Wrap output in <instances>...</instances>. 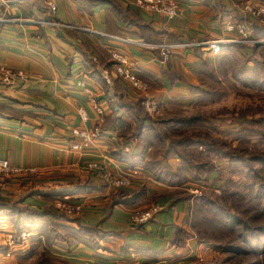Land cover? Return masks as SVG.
Wrapping results in <instances>:
<instances>
[{
	"label": "crops",
	"instance_id": "0c3cea01",
	"mask_svg": "<svg viewBox=\"0 0 264 264\" xmlns=\"http://www.w3.org/2000/svg\"><path fill=\"white\" fill-rule=\"evenodd\" d=\"M7 2L0 6V67L18 70L27 79L0 82V159L18 170L0 177V201L41 205V200L61 195L80 206L79 213L70 217L76 221L69 222L66 216L68 221L62 224L73 228L75 235L59 232L45 247L46 264H194L201 248L188 224L189 188L202 184L185 176L187 182L169 185L148 175L146 180L135 177L124 188L107 183L105 174L115 176L137 168L118 157L140 155L141 145L130 135L137 124L138 96L112 73L116 82L106 87L100 74L109 68L110 50L117 49L132 62L149 86L147 94L160 106H185L194 96L195 72L210 54L198 48L174 51L163 61L155 50L29 21L49 20L163 44L222 39L229 34L221 26L232 17L246 23L252 20L229 0H175L177 14L171 20L137 10L131 0H52L53 15L45 0ZM80 72L92 83L97 104L105 107L100 136L85 146L68 135L71 128L90 131L96 125L87 101L73 86ZM111 95L112 106L107 97ZM115 106L118 117L111 112L117 110ZM79 108L87 121L79 120ZM73 144L79 147L72 149ZM179 165L178 158L166 160L172 171ZM151 205L158 206V212L144 224L131 225L130 214Z\"/></svg>",
	"mask_w": 264,
	"mask_h": 264
},
{
	"label": "rangeland",
	"instance_id": "374dc122",
	"mask_svg": "<svg viewBox=\"0 0 264 264\" xmlns=\"http://www.w3.org/2000/svg\"><path fill=\"white\" fill-rule=\"evenodd\" d=\"M229 1L235 4L244 16L252 20L247 22L252 28L246 22L237 21L233 17L226 23H243L250 32L249 37L220 50L226 53L220 63L215 61L216 54H210L201 47L184 49L198 48L202 53L211 56L203 60V62L208 60L209 65L202 62L195 72L196 88H191L194 96L188 97L189 103L185 106L171 105L168 109L161 105L159 116L150 117L139 100L142 115L137 112L139 118L143 116L145 119L144 124L157 123L155 133L160 137H166L167 146L182 140L183 149L178 147L176 149L175 146L172 148L190 164L197 166L192 180L201 182V188H189L190 185H184L185 188L192 190L189 198L191 208L188 211L190 218L188 224L192 234L200 241L198 243L201 248V256L194 264H264V37L253 35L254 32L264 34V21L257 20L243 11L245 4L255 5L254 1ZM226 34L229 36L222 39L233 37L231 33ZM252 41L257 43L253 44ZM181 42L192 41L163 44ZM144 49L155 50L162 59L158 49ZM169 57L162 60L167 61ZM109 62V68L102 71L109 70L112 73L114 62L110 55ZM100 77L106 87L112 88L111 79L107 84L101 74ZM88 82L92 86L89 80ZM146 96L151 98L149 94ZM107 97L110 105H114V96ZM101 109L104 111L105 107L101 105ZM116 109L112 108L113 117L120 116L119 109L117 107ZM136 127L137 124L130 134L132 139ZM137 142L139 146L141 145L142 152L143 143L139 140ZM148 152L151 153L153 150L148 149ZM159 158L160 155H157L156 159ZM135 166L146 174L144 176H127L126 173H117L115 176L105 174L104 178L110 186L113 185L109 180H127L128 183L124 186L127 187L130 180L135 177L146 180V175L151 176L139 166ZM185 182L186 179L182 181ZM15 200L6 198L0 201V264L48 263L49 257L44 253L48 241H53L55 235L59 236L58 232H61L59 227L64 221H76L70 217L79 213L80 206L61 195H54L46 201L41 200L40 202H43L41 205H20ZM59 204H64L69 211L63 212V209L56 207ZM155 206L134 210L129 217L131 225L132 215ZM39 215L44 217L40 218ZM138 225L141 224L134 226ZM25 235L27 237H24ZM38 237L41 239H37Z\"/></svg>",
	"mask_w": 264,
	"mask_h": 264
},
{
	"label": "built area",
	"instance_id": "2783aa9c",
	"mask_svg": "<svg viewBox=\"0 0 264 264\" xmlns=\"http://www.w3.org/2000/svg\"><path fill=\"white\" fill-rule=\"evenodd\" d=\"M8 0H1L0 6H6L8 4ZM13 1H26V0H13ZM46 1V8L48 12L53 15L55 13V5L52 2V0H45ZM255 5H252L251 3L245 4L243 6V11L248 13L255 19H261L264 21V0H245V2H251ZM10 3V2H9ZM130 4L138 9L139 11L145 12V13H152L157 14L159 16H162L166 19H173L177 12V4L175 0H131ZM30 23H36L46 26H55V27H65V28H71L76 30H81L89 33L90 35L99 37L105 42L115 43L119 45H129L134 48H156L160 51V55L162 56V59L166 60L171 52L177 51V50H184L187 48H193V47H201L205 51L209 52L210 54H217L220 50L225 49L230 44H237L241 41H244L247 39L250 35L249 30H247L246 26L243 23H224L221 26V29L226 33L233 34V37L235 38H229V39H210L205 41H199V42H181L176 44H161V45H153V44H145L142 41L134 40L130 38H120L112 35H108L102 32H96L94 30L90 29H84V28H77V27H69L61 24L54 23L52 21L46 20V21H37ZM253 44L257 43V41H252ZM110 58L112 59L113 63V71L112 74L119 78L122 82L128 85V87L134 91L137 96L138 100H141V105L144 108L145 112L150 117H157L160 114V105L158 104V101L149 98L146 96L149 87L138 76V73L133 68L132 62H130L127 57L121 53V51L114 49L110 50ZM92 61L95 62V58H92ZM102 78L105 81V83H109V73L106 71L101 72ZM26 75L23 74L20 71H12L7 70L2 67H0V82L4 84H11L13 81L20 80L24 81L26 80ZM73 86L79 90V93L81 96L87 101L89 105V109L91 113L94 116V120L96 122L95 127L90 131L85 130H78L76 128H72L69 130V136L71 138L78 139L80 141V145H87L94 140H96L101 133V124L103 122V111L101 107L96 103L95 101V92L93 90V87L89 84L87 77L83 72H80L74 79H73ZM77 116L79 117L80 121L85 122L87 121V116L85 112L82 109H77L76 111ZM116 116L118 115L115 113ZM79 146L76 144H73L71 146L72 149H76ZM18 170H14L9 166L7 161L5 159H0V176L5 177L9 176L11 174L17 173ZM127 176H135V175H142L146 174L145 172L140 171L137 168H132L127 171ZM110 184L115 187H124L127 185V180H119V179H112L109 180ZM56 207H60L63 209V212L69 211L67 207L64 204H59ZM77 208V207H75ZM157 207H152L151 209L142 212V213H136L131 216V222L132 225L135 224H142L147 222L153 215L158 211ZM24 237H27L25 235Z\"/></svg>",
	"mask_w": 264,
	"mask_h": 264
},
{
	"label": "trees",
	"instance_id": "16d2710c",
	"mask_svg": "<svg viewBox=\"0 0 264 264\" xmlns=\"http://www.w3.org/2000/svg\"><path fill=\"white\" fill-rule=\"evenodd\" d=\"M253 35L255 37H259V36L264 37V34H259L256 32H254ZM225 56H226V53L220 51L215 55V61L217 60L219 62ZM223 60L224 59H222V61ZM203 63L205 65H209L208 60L204 61ZM108 72L111 73V71H108ZM110 79L112 80V83L115 80L111 78V74H110ZM112 85H114V83ZM135 109H137L136 111L142 115V111L139 105V100L135 102ZM142 118L143 116L141 118L137 116V119H136L137 127L133 134L134 139H138L141 143H143L142 152L140 151V155L125 154L123 155L124 157L121 156L118 158L122 161L124 160L125 162H128L131 166L133 165L139 166L142 170L148 172L152 176V179L155 182H160V183L169 184V185H173V184L179 185L185 179V176H189V178L192 179L193 174L197 171L196 170L197 166H195V164H190L187 160L181 157L179 152H177L176 150L172 148L173 146H175L176 149L177 147L181 148L182 140L176 141L174 144L170 143L167 146L165 144L166 137H163V136L160 137L158 134L155 133V129L157 128L156 127L157 123L151 122L150 125H147V124H144L145 119L144 118L142 119ZM198 145L199 144H194V146H198ZM148 149H152L153 152L151 153L148 152ZM145 151L146 153H144ZM157 155H160L159 160L156 159ZM170 157L178 158L181 161L178 169H176L175 171H172L168 166L164 165V162ZM192 157H193V160H195L194 156ZM59 230H61L64 233H68L70 237L75 235V230L73 228L61 226L59 227ZM58 237L59 236L56 235L55 239H57ZM51 242L52 240H50L47 244L49 245Z\"/></svg>",
	"mask_w": 264,
	"mask_h": 264
}]
</instances>
